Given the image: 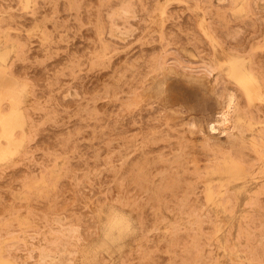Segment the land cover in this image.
<instances>
[{
    "label": "rangeland",
    "instance_id": "374dc122",
    "mask_svg": "<svg viewBox=\"0 0 264 264\" xmlns=\"http://www.w3.org/2000/svg\"><path fill=\"white\" fill-rule=\"evenodd\" d=\"M14 112L0 264H264V0H0ZM110 202L138 232L96 256Z\"/></svg>",
    "mask_w": 264,
    "mask_h": 264
},
{
    "label": "clouds",
    "instance_id": "9594fccd",
    "mask_svg": "<svg viewBox=\"0 0 264 264\" xmlns=\"http://www.w3.org/2000/svg\"><path fill=\"white\" fill-rule=\"evenodd\" d=\"M27 96V87L23 82L15 86L12 94L14 102H22ZM98 238L92 249L93 254L101 256L122 250L128 240L138 232V224L120 203L110 202L98 209ZM41 264H63L61 253L56 249H43Z\"/></svg>",
    "mask_w": 264,
    "mask_h": 264
},
{
    "label": "bare ground",
    "instance_id": "6f19581e",
    "mask_svg": "<svg viewBox=\"0 0 264 264\" xmlns=\"http://www.w3.org/2000/svg\"><path fill=\"white\" fill-rule=\"evenodd\" d=\"M2 59V58H1ZM2 67V66H1ZM1 86H2V84H1ZM223 99V98H222ZM224 103V102H223ZM236 109V108H235ZM226 111V110H225ZM235 112V111H234ZM226 113V112H225ZM229 113V112H228ZM223 117L225 118V120L227 119L226 117H225V114H223ZM17 118V115H16V113L14 112L13 114H10V116L9 117H6V118H0V122L2 123V125H3V129H5V137L7 138V140L9 141V142H11V141H13V138H12V133H11V131H12V125L14 124V121H15V119ZM18 120V119H17ZM220 125V124H219ZM209 127H210V130H212V131H215L216 129H217V127H216V124H214V123H210L209 124ZM235 129V128H234ZM15 143V142H14ZM219 143V142H218ZM211 144H214V143H212L211 142ZM216 146H217V144H216ZM220 146V145H219ZM16 148V147H15ZM6 152V151H5ZM3 154H4V152H3V149L0 147V157H2L3 156ZM4 258V257H3ZM91 259V258H90Z\"/></svg>",
    "mask_w": 264,
    "mask_h": 264
}]
</instances>
